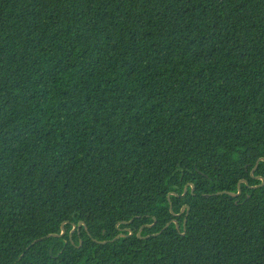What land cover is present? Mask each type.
Instances as JSON below:
<instances>
[{
	"label": "trees",
	"instance_id": "trees-1",
	"mask_svg": "<svg viewBox=\"0 0 264 264\" xmlns=\"http://www.w3.org/2000/svg\"><path fill=\"white\" fill-rule=\"evenodd\" d=\"M261 158L264 0H0V264H264Z\"/></svg>",
	"mask_w": 264,
	"mask_h": 264
},
{
	"label": "water",
	"instance_id": "water-1",
	"mask_svg": "<svg viewBox=\"0 0 264 264\" xmlns=\"http://www.w3.org/2000/svg\"><path fill=\"white\" fill-rule=\"evenodd\" d=\"M262 160H264V158H261L259 161H258V163L260 162V161H262ZM261 180H262V185H264V178H261ZM192 189H194V187L192 186ZM187 191H188V186H186L185 187V190H184V194L183 195H186V193H187ZM174 195H177L176 193H173ZM232 196H237V194H235V193H230ZM171 209H172V204H171ZM190 210V208L188 207V206H184L183 207V209H182V212H184L185 210ZM181 212V213H182ZM172 222H174L176 225H177V228L179 229L180 228V226H179V224H178V222L176 221V220H174V221H172ZM81 225H83V222H79L78 223V226H77V230H79V227L81 226ZM170 226V223L169 224H167L166 225V227L164 228V230L165 229H167L168 227ZM75 229V227H73V230ZM72 230V231H73ZM64 227H63V225H61V233L59 234V235H57V234H50V235H47L46 237H51V236H61V235H63L64 234ZM133 234V232L131 231V230H129V233H128V235H132ZM123 237V236H125V235H123V234H120V235H118V236H116V238L115 239H117V238H119V237ZM138 237H140V238H142V236H141V231L138 233Z\"/></svg>",
	"mask_w": 264,
	"mask_h": 264
}]
</instances>
